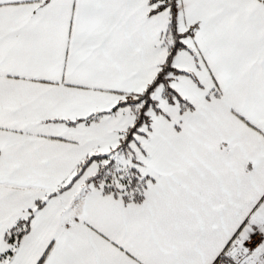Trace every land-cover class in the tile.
<instances>
[{"label":"snow or ice","instance_id":"1","mask_svg":"<svg viewBox=\"0 0 264 264\" xmlns=\"http://www.w3.org/2000/svg\"><path fill=\"white\" fill-rule=\"evenodd\" d=\"M0 264H264V0H0Z\"/></svg>","mask_w":264,"mask_h":264}]
</instances>
